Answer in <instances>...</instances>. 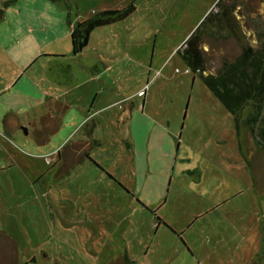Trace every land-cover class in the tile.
<instances>
[{"label": "rangeland", "instance_id": "1", "mask_svg": "<svg viewBox=\"0 0 264 264\" xmlns=\"http://www.w3.org/2000/svg\"><path fill=\"white\" fill-rule=\"evenodd\" d=\"M218 2L0 0V70H11L13 39L41 16L59 35L60 19L74 27L102 10L136 6L92 31L72 61L70 87L52 84L72 106L60 109L50 141L37 144L39 124L12 139L37 156L19 154L21 165L0 168V180H10L0 264H16L17 254L19 264H119L125 253L133 264H264V153L256 151L250 171L234 117L178 51L206 31ZM236 11L244 40L264 42V0H238ZM204 39L208 70L241 53L233 37ZM129 109L153 123L119 124ZM87 110L99 114L78 130ZM57 159H65L59 170Z\"/></svg>", "mask_w": 264, "mask_h": 264}, {"label": "crops", "instance_id": "2", "mask_svg": "<svg viewBox=\"0 0 264 264\" xmlns=\"http://www.w3.org/2000/svg\"><path fill=\"white\" fill-rule=\"evenodd\" d=\"M60 24L65 28L57 35L50 31L53 23H49L41 16L36 26H29L20 31L12 41V49L8 50L11 70H0V160L4 162L0 163L1 169H6L8 165H21L19 154L36 155L15 145L12 141L19 136V132L25 129L27 124H39L36 131L37 134H41V137L37 136V144H45L59 129V126L56 127L55 124L60 115V109L63 108L65 112L72 106V101L68 98L62 99L63 95L56 92L58 89L52 84L59 86L65 84L66 87H70L72 61L77 60V57L84 51L72 56V43L70 42L67 48L65 42V39L71 36L72 23L69 22L66 25L65 20L60 19ZM46 36H50V39L45 40ZM35 64L36 68H34ZM84 67L86 69V66ZM30 69L34 70L31 74H29ZM95 101L96 98L93 99L92 105ZM98 110L93 112L87 110L80 121L81 125L78 130L96 118L99 114ZM131 112L129 120H132V128L135 123L138 124L141 121L146 125L149 122L153 123L149 121L151 120L149 117L141 115L137 109ZM48 123H53L52 129L44 131V129H50ZM59 152L60 148H55L47 154H58ZM86 152L88 153L86 149L79 151L80 154L83 153V156ZM56 162L57 160H54L53 164H57ZM136 170L135 166L134 173ZM9 182L10 180H0V211H4L3 204L8 198L5 188ZM1 257L0 255V260ZM15 259L16 264H19L21 260L18 254Z\"/></svg>", "mask_w": 264, "mask_h": 264}, {"label": "trees", "instance_id": "3", "mask_svg": "<svg viewBox=\"0 0 264 264\" xmlns=\"http://www.w3.org/2000/svg\"><path fill=\"white\" fill-rule=\"evenodd\" d=\"M231 1L219 0L218 7L202 23L206 31L192 35L178 51L188 66L201 73L207 86L234 117L239 147L252 171L256 151L264 153V42L255 46L244 40L245 32L236 11L238 0ZM135 10L136 6L131 3L123 8L102 10L75 23L71 31L72 54L84 51L94 29L124 20ZM4 16L5 10L0 8V20ZM206 36L233 37L241 53L232 61L225 60L218 70H208L203 48ZM130 117L129 109L120 115L119 124L128 122ZM94 127V124L88 127V135ZM118 262L133 264L127 253L120 255Z\"/></svg>", "mask_w": 264, "mask_h": 264}, {"label": "flooded vegetation", "instance_id": "4", "mask_svg": "<svg viewBox=\"0 0 264 264\" xmlns=\"http://www.w3.org/2000/svg\"><path fill=\"white\" fill-rule=\"evenodd\" d=\"M64 161H65V159H62V163H61V160L57 159V162H56L57 164H53V166H55L57 168V170H59L60 165H62ZM30 261H36V257H31ZM119 264H124V263H119Z\"/></svg>", "mask_w": 264, "mask_h": 264}, {"label": "built area", "instance_id": "5", "mask_svg": "<svg viewBox=\"0 0 264 264\" xmlns=\"http://www.w3.org/2000/svg\"><path fill=\"white\" fill-rule=\"evenodd\" d=\"M197 71H199V70H197ZM185 72H189V69H186Z\"/></svg>", "mask_w": 264, "mask_h": 264}]
</instances>
